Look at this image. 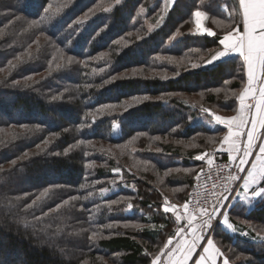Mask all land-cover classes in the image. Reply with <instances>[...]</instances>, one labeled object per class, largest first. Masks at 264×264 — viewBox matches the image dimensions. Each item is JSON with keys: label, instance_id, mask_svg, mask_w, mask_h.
Returning <instances> with one entry per match:
<instances>
[{"label": "trees", "instance_id": "16d2710c", "mask_svg": "<svg viewBox=\"0 0 264 264\" xmlns=\"http://www.w3.org/2000/svg\"><path fill=\"white\" fill-rule=\"evenodd\" d=\"M164 3L0 0V264H152L169 238L178 240L175 211L164 213L162 205L179 191L187 200L221 131L197 122L201 104L167 96L203 94L202 102L231 117L247 77L239 56L206 66L202 60L238 26L223 0H175L166 11ZM197 10L214 36L193 32ZM101 52L109 56L95 59ZM111 75L122 78L103 83ZM132 97L142 99L122 113L97 111ZM143 166L168 175L152 185L139 173ZM114 180L119 189L106 196ZM72 196L87 199L59 208ZM230 219L235 233L219 225L215 237L224 251L231 248L230 263L264 264V234L256 232L264 229V197L248 212L235 207ZM237 255L243 258L234 263Z\"/></svg>", "mask_w": 264, "mask_h": 264}, {"label": "snow or ice", "instance_id": "6c2138e0", "mask_svg": "<svg viewBox=\"0 0 264 264\" xmlns=\"http://www.w3.org/2000/svg\"><path fill=\"white\" fill-rule=\"evenodd\" d=\"M121 0H115L116 4H119ZM174 0H165L164 11L167 10V6L173 3ZM239 6L242 9L241 16L243 19V31L241 32L239 28H233L228 34H225L223 38L219 41L223 45L224 50L217 52L208 63H212L213 60H217L221 57H225L229 52L238 53L240 57L243 58L244 64L247 68V87L238 95L239 100V115L231 119H222L219 116L215 117V120L223 124L227 128V134L224 136L223 144L227 145V148H221L223 151H228L230 159L232 161L238 160V171L244 172L245 165L248 163L249 158L252 156L253 152L256 151V142L259 141L258 151L261 155H264V135L261 137L257 136L258 129H264V0H239ZM51 5H49V8ZM46 9L45 11H47ZM107 10V9H106ZM95 9H90L84 17L81 18L78 22H83L87 19ZM142 13L144 9L140 10ZM206 15V13L197 10L194 13L195 22L198 29H201V20ZM17 20H20L21 17L17 16ZM163 16H161V20ZM33 23H37L33 21ZM203 32H206L208 36H214L215 32L207 28L202 29ZM175 39V36L172 37ZM120 43V41H116ZM109 56L107 52H101L98 57L95 59H101ZM56 59V57H53ZM61 59H64V53L61 52ZM67 63L72 64L75 61V57L67 56ZM85 67H87V62H84ZM60 65H57L59 67ZM196 65H193L195 67ZM93 72H96L97 69H93ZM100 72H103L104 69H99ZM127 75L126 73L124 74ZM259 77V79H258ZM119 77L118 75H111L108 79L104 80L103 83L107 84L111 81L116 80ZM16 83H19L17 81ZM93 85H87V87H92ZM258 98V102H257ZM55 99V97H54ZM133 101H140L141 97H132ZM143 99H147L144 97ZM114 105H106L104 108L111 109ZM126 107V106H125ZM97 111H101L98 109ZM88 115H93V113H88ZM83 126V125H82ZM67 131V129H65ZM159 139V137H157ZM237 141H240L238 144ZM47 143V141H45ZM83 143V141H81ZM241 144L244 145L241 148ZM55 155H60V153H54ZM67 152L65 153V155ZM196 159L203 160L204 156H197ZM211 162V161H209ZM13 163H15L13 161ZM115 173H119L120 169H114ZM229 178L232 181L239 180L238 175H231ZM199 180V176L196 177ZM259 179H264V170H261L260 173H256L255 170L248 172L246 178L243 182V188L245 190H250L252 185L257 184ZM99 183V181H96ZM83 187L87 188L88 185L85 184ZM107 192L108 189L105 188L102 190ZM239 195V193H237ZM253 196L262 197L264 196V188H259L252 192ZM89 196L92 193H88ZM232 195V189L229 186L225 187L224 193L219 195V199L215 200L214 203L210 204L208 207H199L198 211H195V214H190L188 219V225L191 228L192 232L195 233L192 235L190 241L186 240L185 244L180 248H175L169 250V255L178 257L176 259V264H189V261L196 254L197 248L200 246V243L203 241L206 243V247L202 249L204 255L198 256V264H217V261H220V264H229V259L227 256L214 244L211 238L205 241V229H210L212 221L218 215H222L221 209L226 206V203L229 202V197ZM39 199V197H37ZM81 199H87V197L81 196H72L69 200L63 201L59 208L65 207L66 204H69L70 201H78ZM119 201H113L111 203H117ZM248 201H245L247 203ZM131 207V205H129ZM189 208V203L185 202L183 209L187 211ZM162 210L164 213H168L173 210V206L168 205L165 202L162 205ZM201 218V223L199 225V232H196L195 226H193V221ZM182 216L177 214L175 219L180 221ZM224 222L229 228L232 227L231 224H228V218L224 215ZM184 232V229L181 228L177 232V236L180 233ZM187 235V233H185ZM97 233H93L90 237L95 239ZM183 238V237H182ZM169 245H172V238H169L167 243L164 245L165 248H168ZM222 258V259H221ZM240 257H237L239 259ZM152 264H159V257H153ZM192 264H197L196 260L192 261Z\"/></svg>", "mask_w": 264, "mask_h": 264}, {"label": "rangeland", "instance_id": "374dc122", "mask_svg": "<svg viewBox=\"0 0 264 264\" xmlns=\"http://www.w3.org/2000/svg\"><path fill=\"white\" fill-rule=\"evenodd\" d=\"M164 2H165V0H164ZM174 3H175V0H174V2L173 3H171V4H169L168 6H167V10L169 9V8H171L173 5H174ZM164 8H165V3H164ZM222 8L224 9V10H226V12L229 14V15H233L234 17H236V20L238 21V26L236 27V28H239V29H241L242 28V16H241V14H240V6H239V0H223V5H222ZM147 10L146 9H144V12L142 13V15H143V18H145V19H143L142 21H143V23L145 24V26L147 27V29L151 32V31H153L154 29H155V26L154 25H152L151 24V21H149L148 19H146L147 17H146V14H147ZM201 12H204V11H201ZM205 13V12H204ZM206 18H207V15H205L203 18H202V20H201V29H198L197 28V25H196V22H195V28H194V30H193V32L194 33H198V34H205V35H207V33L206 32H203L202 31V29L203 28H207V29H209V30H211V31H214V30H212V29H210V28H208L207 26H206ZM194 21H195V18H194ZM215 32V31H214ZM216 33V32H215ZM228 34V33H227ZM225 35V34H224ZM223 35V36H224ZM223 36H222V38H223ZM179 40V35H177L176 37H175V39L173 40H171L169 43H168V45H174L177 41ZM219 51H223V45H221V48L219 49V50H215V52L212 54V56H214L217 52H219ZM212 56L210 57V58H205V57H203L202 58V60H203V62H205L204 64H205V66L206 65H210V64H212V63H216V62H218V61H222V60H224V59H227V58H224V57H221V58H219V59H217V60H213L212 61V63H208V61L212 58ZM233 57H235V56H233ZM240 57V56H239ZM202 60H201V62H202ZM243 60V59H242ZM244 62V61H243ZM162 63V62H161ZM203 63H195L194 65H196L195 67H198V66H200V65H204ZM245 65V64H244ZM245 70H246V77H247V68H246V65H245ZM133 72H135V71H133ZM133 72H131V73H133ZM247 87V82H246V86H245V88ZM244 88V89H245ZM243 89V90H244ZM226 91H228V90H224V92L223 91H221V90H217L216 91V93L218 94V95H220V93H223L224 95H230L231 94V92H226ZM182 97V98H186V99H189L191 102H196V103H199V104H201L200 105V107H201V115H199L198 117H197V122L198 123H201V124H203V125H205V126H207V127H209V128H211V129H220V133L215 137L216 139H217V142L216 143H214L215 145L210 149V150H208V156H207V158L208 157H210L211 156V153H213L214 151H216V150H219V149H221L222 148V146H223V148H225L227 145H224L223 144V139H224V136L227 134V128L223 125V124H220V123H218L216 120H215V117L216 116H219V117H221L222 119H231V118H233V117H236V116H238L239 115V107H240V104H239V101H238V109H237V111H236V113L235 114H232V116L230 117V114L231 113H229V112H225V111H222L219 107H217V106H208L207 104H205L204 102H202L203 100H202V96H203V94H198V95H193V96H186V95H177V94H171L170 96H167L168 97V100H171V99H173V98H176V97ZM148 99V98H147ZM134 102H136V101H133L132 99H130V100H128V101H125L123 104H121L119 107H116V106H114L113 107V110L114 109H116L118 112H115V113H122L123 111H124V106L125 105H130V104H132V103H134ZM169 102V101H168ZM204 103V104H203ZM101 109V111H99V113L100 114H107V113H111L113 110H112V108L111 109H107V108H104V107H102V108H100ZM113 113V112H112ZM102 116V115H101ZM93 120V119H92ZM121 133H122V125L120 124V123H118V122H116V123H114V125H113V128H112V135L115 137V138H118V137H120L121 136ZM262 135H264V129H262V131H261V133H258L257 134V136L258 137H261ZM169 140V139H168ZM211 140H214L213 138L211 139ZM237 143L239 144L240 143V141H237ZM186 146H190V144H186ZM259 146H260V144H259V141H257L256 142V151H254L253 152V154H252V156L249 158V161H248V163L245 165V168L247 167H249L250 166V164L252 163V162H258V160H257V156L259 155V151H258V148H259ZM244 147V145H242L241 144V148H243ZM209 160V159H208ZM208 160H207V162H208ZM238 160H239V157H237V160L235 161V163L236 164H238ZM140 172L139 173H143V175H144V173L147 175H145L144 177H143V179H146V180H148V181H150V184H152V185H157V181L159 182V181H161V183L160 184H162L163 182V177H165L166 176V174L168 175V172L167 173H162V176H159L158 175V172H156L155 171V169L154 168H149V169H147L146 168V166H143L142 168H140ZM238 171V170H237ZM153 175H156L158 178L160 177L161 178V180L160 179H158L157 178V180H156V178H153L152 180L151 179H149V176H153ZM237 175L240 177V179L239 180H237V186L235 187V190H233L234 192H232V195L229 197V202L228 203H226V206L223 208V209H221V213H222V215H218L216 218H214V220H213V222H212V225H211V228L208 230V231H206L205 230V233H206V235H205V241L207 240V239H209L210 237H212V240H213V242H214V244L216 245V247H218L226 256H227V258L229 259V257H231L232 256V251H231V248H227V250L226 251H224V249H222L218 244H217V241L215 240V237H216V231H217V227L219 226V225H222V227L226 230V231H228V232H230V233H232V234H234L235 233V226L233 225V223H231V219H230V215H231V213L233 212V210H234V208L236 207H238L239 209H242V210H245V211H249L250 209H248L249 208V206H247V205H249L250 204V202L252 201V203L253 202H255V203H253L251 206H252V208L255 206V204L259 201V200H261L264 196H262V197H257V196H253V194H252V192L253 191H255V190H259V188H264V179H259L258 180V184L252 189V191L251 192H249L247 195L249 196L250 195V198L248 197V198H246V200L245 201H248L246 204H244L243 202H242V200H240L241 199V195H242V192H243V182H244V179L246 178V174L244 175V174H242V172H239L238 171V173H237ZM119 180H121V179H119ZM118 181L117 180H114V182H112L111 183V186H112V191H107L106 193H105V195L107 196L109 193H116L117 191H118V187H117V184H115V183H117ZM101 183H103V182H99V184H101ZM98 184V185H99ZM127 186V185H126ZM241 188V189H240ZM132 189H135L133 186H132ZM238 190H240L239 192H238ZM95 194H92L91 195V198H92V200H94L95 201V199H96V196H100V192L99 193H97V192H94ZM166 193H169V191H167L166 190ZM237 193H239V195L237 194ZM171 194V193H170ZM171 196H172V198H174V201L175 202H173L172 201V203H171V205L173 206V210L175 211V213L177 212V211H179V210H182V208H183V205H184V203L186 202V196H187V194H184V192L182 191H179L178 193H177V197H176V195H174V194H171ZM255 199V200H254ZM181 200L183 201V203H180L181 202ZM235 206V207H234ZM231 209H232V211H231ZM130 213L132 212V210L131 209H129L128 210ZM174 213V214H175ZM224 215H226L227 216V218H228V224H231L232 225V227L231 228H229L228 226H227V224H225V222H224ZM147 217H149L148 215H147ZM243 223H245V222H242V224ZM124 225H128V226H133V227H141V226H143V225H141V223L140 224H137V223H130V224H124ZM245 225H247V224H245ZM175 232V231H174ZM177 232L178 231H176L175 233H176V235H174L175 237L177 236ZM256 232H258L259 234H264V229L262 228V229H260L259 231H256ZM187 233V235H185V233L184 232H182V233H180V235L179 236H177V237H179V239L178 240H176V241H173L172 240V245H169L168 246V248H166L164 251H163V253L160 255V256H158L159 257V264H176V259H178V257H173V256H170L169 255V250L170 249H173V246H175V248H180L181 246H183L184 244H185V241L186 240H188V241H190L191 240V238H192V235H194L191 231H188V232H186ZM183 237V238H182ZM205 242H201L200 243V246L197 248V251H196V254L192 257V259L189 261V264H192V261L193 260H196L197 261V264H198V256L199 255H202L203 254V252H202V249L204 248V246H205ZM237 257H240V256H238L237 255ZM237 257L235 258V256L233 257V261H234V263L236 262H240L241 261V259L243 258V256L242 257H240L239 259H237ZM229 264H231L230 263V261H229Z\"/></svg>", "mask_w": 264, "mask_h": 264}, {"label": "built area", "instance_id": "2783aa9c", "mask_svg": "<svg viewBox=\"0 0 264 264\" xmlns=\"http://www.w3.org/2000/svg\"><path fill=\"white\" fill-rule=\"evenodd\" d=\"M227 146L225 147V149ZM228 151H223L221 149L211 153L210 160L207 165L201 170L197 175L199 180L195 178L194 184L188 194L186 202L189 203V208L187 211L184 209L177 211L174 214V218L177 214L182 216L180 221L175 219V230L183 228L184 233L191 231L188 225V219L190 214H195L199 207H208L210 204L214 203L215 200L219 199V195L224 193L225 187L229 186L233 190L237 186V180L232 181L229 176L237 175L236 163L227 157ZM201 223V218L197 217L193 221V226L196 228V232H199V225ZM208 231L209 229H205ZM193 233V232H192ZM195 234V233H193ZM179 239V238H178Z\"/></svg>", "mask_w": 264, "mask_h": 264}, {"label": "crops", "instance_id": "0c3cea01", "mask_svg": "<svg viewBox=\"0 0 264 264\" xmlns=\"http://www.w3.org/2000/svg\"><path fill=\"white\" fill-rule=\"evenodd\" d=\"M241 12H242V9L240 8V14H241ZM242 28L241 29H239L241 32L243 31V27H244V25H243V19H242ZM223 50H224V48H223ZM233 56H239V54L238 53H235V52H229V54L227 55V56H225L224 58H229V57H233ZM242 58V57H241ZM243 59V58H242ZM258 79H259V77H258ZM257 102H258V98H257ZM261 131H262V129H258V131H257V134L258 133H261ZM210 160V157H208V158H206V160ZM208 160V161H209ZM257 160H258V162H252L251 164H250V166L247 168H245V171L244 172H242V174H246L247 175V173L248 172H251V171H253V169L255 170V172L256 173H260L261 172V170H264V155H261L260 153H259V155L257 156ZM236 169L238 170V164H236ZM238 172V171H237ZM257 184H258V181H257ZM257 184H255V185H252L251 186V189L250 190H245V189H243V192H242V195H241V199L240 200H242V202L244 203V204H246L245 203V200H246V198H250V195L248 196L247 194L249 193V192H251L252 191V189L257 185ZM241 189V188H240ZM240 190H238V192H239ZM255 200V199H254ZM253 203H255V202H253ZM252 201L250 202V204L249 205H247V206H249V208L248 209H251L252 208ZM214 220V219H213ZM213 222V221H212ZM211 239H212V237H210ZM207 245L205 244V246L204 247H206ZM202 255H204V253L202 254ZM222 259V258H221ZM217 264H220V261L218 260L217 261Z\"/></svg>", "mask_w": 264, "mask_h": 264}, {"label": "bare ground", "instance_id": "6f19581e", "mask_svg": "<svg viewBox=\"0 0 264 264\" xmlns=\"http://www.w3.org/2000/svg\"><path fill=\"white\" fill-rule=\"evenodd\" d=\"M227 157H230L229 153L227 154Z\"/></svg>", "mask_w": 264, "mask_h": 264}]
</instances>
